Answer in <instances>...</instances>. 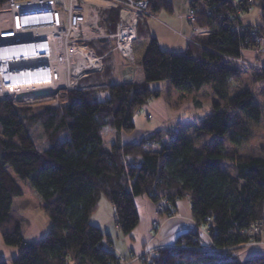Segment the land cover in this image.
<instances>
[{"label":"trees","instance_id":"trees-1","mask_svg":"<svg viewBox=\"0 0 264 264\" xmlns=\"http://www.w3.org/2000/svg\"><path fill=\"white\" fill-rule=\"evenodd\" d=\"M7 1L0 0V8ZM148 1L153 14L171 11L168 0ZM250 6L249 0H191L196 27L209 35L194 37L183 54L164 51L143 31L150 40L140 67L143 81L124 82L110 65L104 74L83 79L62 101L65 128L43 123L44 150L30 129L0 126V235L5 246L18 249L12 264H119L110 237L91 218L106 199L128 236L139 225L138 197L167 204L163 216H173L176 202L186 199L197 223L175 248L143 255L142 264H264V256L240 261L233 255L250 241L252 226H264V106L258 100V92L264 94V67L246 68L261 89L233 83L240 74L232 60L254 47L252 32L263 38L264 50V0L252 5L263 13L257 29L241 20ZM108 19L113 32L119 11L111 10ZM90 47L106 66L114 40ZM160 82L181 100L211 88L212 112L192 127L202 140L181 128L177 134L157 131L136 143L117 138L106 148L104 131L132 134L135 115L162 96L150 88ZM19 182L39 195L51 222L39 242H28L11 217L14 201L24 196Z\"/></svg>","mask_w":264,"mask_h":264},{"label":"built area","instance_id":"built-area-1","mask_svg":"<svg viewBox=\"0 0 264 264\" xmlns=\"http://www.w3.org/2000/svg\"><path fill=\"white\" fill-rule=\"evenodd\" d=\"M254 1L249 0L250 5ZM111 10L119 11L113 32L107 17ZM252 11L250 6L245 14ZM147 16L156 19L148 0H8L0 8V102L27 106L46 101L59 107V99L78 89L83 79L104 72V57L90 47L92 42L114 40L112 52L128 66L139 68L135 43L140 20ZM185 19L195 32L209 33L196 27L194 8L188 7ZM251 36L258 46L263 42L254 32ZM165 207L160 206V215ZM207 229L203 227L201 232L206 234ZM263 232V225L252 226L250 241L243 249L264 245L259 240ZM168 248L175 246L146 250L132 261ZM119 259V264H128Z\"/></svg>","mask_w":264,"mask_h":264},{"label":"crops","instance_id":"crops-1","mask_svg":"<svg viewBox=\"0 0 264 264\" xmlns=\"http://www.w3.org/2000/svg\"><path fill=\"white\" fill-rule=\"evenodd\" d=\"M168 2L172 5L171 11L161 9L156 14L158 20H145V30H147L151 37H154L158 40L161 48L164 51L175 54H183L186 52L189 44L188 38L192 34V28L185 19V14L188 7L190 6L191 0H168ZM261 18L262 13L258 10L241 16L242 22L249 26L259 25L261 23ZM149 43L150 40L148 38L143 39L141 44L137 47L136 56L140 65L144 59ZM245 55L248 59L256 58L255 55L249 51L246 52ZM258 60L261 66L264 67V55L260 56ZM120 62L123 65L120 70L121 79H124V68L128 65L122 59H120ZM135 76L136 71L134 75V81ZM166 84L167 83L163 82L152 83L150 84V88L152 90H162L164 87H167ZM250 84L253 83L251 82ZM206 90L209 95L210 102L208 101L206 104L199 103L196 111L197 114L195 116L190 117L189 119L185 117L183 120H181L187 125V133H189V137L192 138V132L194 131L192 128L193 125L201 121L206 116L210 115L212 112L211 104L214 100V96L210 87H207ZM258 94L264 98L263 93L258 92ZM163 107V102L161 101V98H159L142 107L137 114L140 117L147 119L148 115H152L153 117V115L155 116L157 112H160L166 117L167 112L166 109H163ZM151 134H153V132L150 130L139 129L136 125V130L132 134L118 135L116 133L114 140L120 138L124 143H136ZM202 138L203 136H201V139ZM31 190L33 194H35L32 188ZM37 196L38 202L35 206H32L28 201H24L25 193L22 198L16 199L18 200V203L21 200V203L18 204L15 202L16 200L14 201L11 217L20 225L21 217L22 220L26 221L27 227H29V229L37 231L39 230V237H41L40 240H42L49 232V221H47L48 219L45 221V230H43L40 224L36 222L37 217L41 218V215H43L39 212L41 210V198L38 194ZM135 203L139 213L140 221L137 228L128 236L121 233L116 223L115 210L106 199L101 201L98 211L93 214L91 218V222L95 226L101 228L103 232L110 237L112 249L118 258L128 261L129 264H142L141 261H132V259L141 255L146 250L152 251L160 247L175 246L183 234L197 228V223L193 219L191 205L186 199L176 202L175 213L173 216L160 215L157 211V205L153 204L147 197H138L135 199ZM20 211H22V214H20ZM35 214L38 215L36 216ZM155 222H158L159 225L154 226ZM260 240L264 242V234L260 237ZM18 253V249L5 246L0 235V262L4 261L7 264H12L13 260L17 258ZM241 253L243 256H246V258L243 260H247L256 256H264V245L244 249Z\"/></svg>","mask_w":264,"mask_h":264},{"label":"rangeland","instance_id":"rangeland-1","mask_svg":"<svg viewBox=\"0 0 264 264\" xmlns=\"http://www.w3.org/2000/svg\"><path fill=\"white\" fill-rule=\"evenodd\" d=\"M256 2L257 0H255L253 4H255ZM253 4H251V6ZM255 10H258V9L254 8L253 6V11ZM109 12H107V17H108ZM262 18H263V13H262ZM262 18H261V23L259 25L249 26L246 24L245 26H247V28L251 27V28L257 29L260 25H263ZM147 19L158 20V17L156 15V19H154L152 17L147 16V17H143L140 20L138 37L135 43V53H136L138 45L141 44L142 40L147 39L146 37L147 33L145 34L143 32L146 29L145 20ZM108 22H109V19H108ZM141 35H144L145 37L143 36L141 38ZM207 35H209V33L195 32L192 29V34L188 38V42L189 43L192 42V39L194 37H203ZM252 42H253V39H252ZM253 43H254V47L251 48L250 50L244 51L242 54V58L237 59V60H240L239 62H236V60L234 61L232 60L233 67L237 69L240 74L239 78L236 81L233 79L234 87L236 88L237 87H245V88L252 87V89H261L259 86L257 87L254 85L255 86L254 87L252 86L253 84H250L253 78L251 77L250 71L246 69L247 67H262L258 60L260 56L264 55V52H260L262 49L260 47L261 44L258 46L257 42H253ZM248 51L252 52L256 58L248 59L245 55V53ZM111 53L112 54L109 53L111 58L109 59V62L106 64L105 70L102 74H104L107 71V67L108 65H110L118 69L119 70L118 75L121 76L120 70L123 67L122 63L120 62L121 58L116 52H111ZM138 62L139 61H137V64ZM138 66L139 68L135 69L136 71L135 81L136 82L143 81V74L140 69L141 65L139 64ZM166 86L167 87H164V89L161 90L162 96L160 97L164 105L163 109H166V112H167L166 117L162 115L160 112H157L155 116L153 115V117L152 115H148L147 116L148 120H147L146 118L140 117L138 114H136L134 117L135 124L137 125L139 129H148L153 133L157 131H165V130H171L173 131V133H175L174 132L175 130L179 131L182 128L184 129L185 134L189 137V133H187L188 129L186 130L187 125L184 124V122L181 120H183V118L185 117L189 119L190 117L195 116L197 114L196 111H197V106L199 103L206 104L208 101L210 102L209 95L206 90L207 87L204 88L201 92L195 95H192L191 97H188L185 100H181L178 94L172 88L170 89V85L168 83L166 84ZM67 97H68V94L63 95L59 99V107H56L53 102H46V101L37 102L33 105H27V106H23V105L16 106L14 103L9 101L11 105L8 107L2 106L1 105L2 102H0V126L8 125L10 127L18 128V129H30V131L35 137L37 146L39 147L40 150H44L46 148V139L43 135L44 130H43L42 125L43 123H50L52 125L65 128V120L62 114L61 107H62V101H64ZM104 97L105 95L101 96V98H104ZM258 100L264 106V98L260 94H258ZM211 108H212V104H211ZM115 134L116 132L110 129H106L104 131V144L106 148L109 149L112 146L114 139H115ZM192 135L196 141L202 140L201 137L198 136L194 131L192 132ZM19 184L25 193L24 201H28L31 203L32 206H35L38 202L37 194L36 193L33 194L31 190V186L29 184H26L23 182H19ZM17 201L18 200H16L15 202L18 203ZM20 201L19 203H21ZM160 206L161 205H157V211L159 214H160L159 212ZM163 206L168 207L167 205H163ZM39 212L42 213L43 215H41V218L37 217L36 222L40 224L43 230H45V227H46L45 221L48 219L47 221H49V229H50L51 222L48 216L42 210H40ZM20 214H22V211H20ZM35 215L37 216L38 214H35ZM20 220H21V226H22V229L25 235V239L31 243L38 242L41 238L39 237V230L37 231V230L29 229V227H27L26 221L22 220L21 217H20ZM263 234L264 232L262 233V235ZM241 252L234 253L233 255L234 256L236 255L238 260L244 261L243 259H245L246 256H243ZM133 261H137V260H133Z\"/></svg>","mask_w":264,"mask_h":264},{"label":"water","instance_id":"water-1","mask_svg":"<svg viewBox=\"0 0 264 264\" xmlns=\"http://www.w3.org/2000/svg\"><path fill=\"white\" fill-rule=\"evenodd\" d=\"M134 75H135V68L131 66L125 67L124 70V82H133L134 81Z\"/></svg>","mask_w":264,"mask_h":264}]
</instances>
